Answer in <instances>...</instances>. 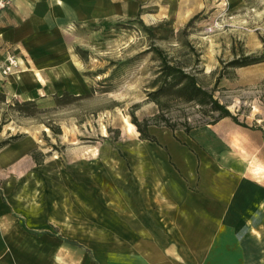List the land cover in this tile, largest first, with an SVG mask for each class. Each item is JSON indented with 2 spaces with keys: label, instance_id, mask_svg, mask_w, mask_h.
Returning a JSON list of instances; mask_svg holds the SVG:
<instances>
[{
  "label": "rangeland",
  "instance_id": "1",
  "mask_svg": "<svg viewBox=\"0 0 264 264\" xmlns=\"http://www.w3.org/2000/svg\"><path fill=\"white\" fill-rule=\"evenodd\" d=\"M58 33L51 46L26 53L11 44L0 57L16 59L0 73V198L23 211L53 198L55 211L72 215L80 182L84 196L98 187L117 209L121 167L132 199L135 169L165 150L162 131L182 141L187 125L211 124L209 105L173 88L154 99L163 74H175L165 61L194 74L246 127L264 125V0H150L135 16ZM247 57L259 61L233 63ZM134 118L158 122L148 127L157 141L141 138ZM32 184L50 191L33 196Z\"/></svg>",
  "mask_w": 264,
  "mask_h": 264
},
{
  "label": "crops",
  "instance_id": "2",
  "mask_svg": "<svg viewBox=\"0 0 264 264\" xmlns=\"http://www.w3.org/2000/svg\"><path fill=\"white\" fill-rule=\"evenodd\" d=\"M149 1L7 0L0 57L12 45L26 53L51 46L80 23L135 16ZM159 139L165 150L154 166L135 169L132 199L121 167L117 209L98 187L84 196L81 182L72 215L55 211L50 194L24 211L0 198V264H264V125L225 116L182 141L167 130ZM29 187L33 196L50 191Z\"/></svg>",
  "mask_w": 264,
  "mask_h": 264
},
{
  "label": "trees",
  "instance_id": "3",
  "mask_svg": "<svg viewBox=\"0 0 264 264\" xmlns=\"http://www.w3.org/2000/svg\"><path fill=\"white\" fill-rule=\"evenodd\" d=\"M156 51L160 52V49L156 48ZM257 61H259L257 58L250 59L249 57H247L245 58V60L237 59L233 63L247 64ZM165 67L168 73L174 71L175 74H163L160 85L158 86L157 90H154L153 94L156 95L154 99H156L159 104L161 103V101L159 100L157 95L160 92L164 91V89L166 88H173L175 89L176 93L179 94V97H183L188 101H195L199 104H207L210 106V110L212 111V113L215 112L216 114H213L212 120L206 121L205 123H215L220 118L229 116L235 122L243 126H247V124L239 120L237 115L231 112V110L229 109L226 103L219 101L217 98L214 97L211 91H208L207 89L203 88V86L197 81V78L194 74H188L180 67L175 65L173 66L167 61H165ZM29 103L31 102H26L23 105ZM133 122L137 125V128L141 133V138L157 141V138L153 134H151L148 127L151 124H159L158 122H152V121L149 122V120L146 119L145 122L143 123L137 120V118H134ZM165 125L169 126L172 129L176 128L171 123H165ZM196 126L198 125L195 126L187 125L184 129L189 131L190 129Z\"/></svg>",
  "mask_w": 264,
  "mask_h": 264
},
{
  "label": "built area",
  "instance_id": "4",
  "mask_svg": "<svg viewBox=\"0 0 264 264\" xmlns=\"http://www.w3.org/2000/svg\"><path fill=\"white\" fill-rule=\"evenodd\" d=\"M5 0H0V9L3 8L6 5ZM16 64V59L12 55L6 56L3 60L0 62V73L1 74H8L13 66Z\"/></svg>",
  "mask_w": 264,
  "mask_h": 264
},
{
  "label": "bare ground",
  "instance_id": "5",
  "mask_svg": "<svg viewBox=\"0 0 264 264\" xmlns=\"http://www.w3.org/2000/svg\"><path fill=\"white\" fill-rule=\"evenodd\" d=\"M129 123V122H128ZM131 125H133L132 123H131ZM6 153V152H5ZM99 159V158H98Z\"/></svg>",
  "mask_w": 264,
  "mask_h": 264
}]
</instances>
